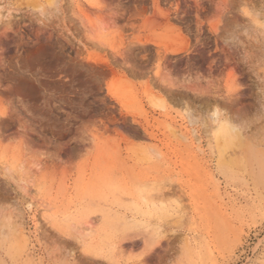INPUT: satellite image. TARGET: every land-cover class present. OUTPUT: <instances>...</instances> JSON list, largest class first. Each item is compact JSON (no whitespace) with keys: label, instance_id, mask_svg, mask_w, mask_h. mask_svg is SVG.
<instances>
[{"label":"rangeland","instance_id":"obj_1","mask_svg":"<svg viewBox=\"0 0 264 264\" xmlns=\"http://www.w3.org/2000/svg\"><path fill=\"white\" fill-rule=\"evenodd\" d=\"M0 264H264V0H0Z\"/></svg>","mask_w":264,"mask_h":264},{"label":"bare ground","instance_id":"obj_2","mask_svg":"<svg viewBox=\"0 0 264 264\" xmlns=\"http://www.w3.org/2000/svg\"><path fill=\"white\" fill-rule=\"evenodd\" d=\"M215 118V117H214ZM218 119V118H217ZM216 120V119H215ZM217 121V120H216Z\"/></svg>","mask_w":264,"mask_h":264}]
</instances>
